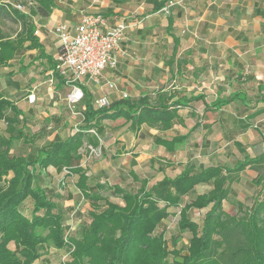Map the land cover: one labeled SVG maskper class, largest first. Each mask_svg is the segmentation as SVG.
<instances>
[{"label": "trees", "instance_id": "1", "mask_svg": "<svg viewBox=\"0 0 264 264\" xmlns=\"http://www.w3.org/2000/svg\"><path fill=\"white\" fill-rule=\"evenodd\" d=\"M36 1L41 16L54 7L53 0ZM169 1L172 0H161L156 10ZM4 18L21 25L13 39L5 37L0 28V67L9 70L6 73L9 80L27 72L22 57L32 49L38 51L36 55H27L30 63L44 58L47 67L42 66L43 73L49 69L53 77L62 79L56 72V61L39 48L29 16L0 3V22ZM241 76L238 74L237 79ZM240 95L244 94L236 89L230 99H221L212 107L219 109L234 100L242 101ZM172 99L170 95L166 102L162 99L153 105L144 97L96 108L84 95L79 130L64 138L54 135L48 140L43 136L42 145L37 146L24 133L23 111L0 90V118L6 126L4 132L0 130V264H39L43 250L49 248L63 250V256L68 253L64 262L61 257L60 264H264V198L260 197L264 192L263 154L254 157L246 154L231 167L195 168L189 164L179 174L164 175L155 182L153 177H140L130 171L131 183L127 187L100 183L97 176L87 173L88 151L83 153L82 148L85 141L91 148L99 146L100 136L88 133L98 121L124 118L130 121L133 131L141 125L168 129L174 108L184 103L182 98ZM259 101L264 102V95ZM5 111L12 115L7 117ZM46 127L42 128V134ZM15 140L25 145L24 154L11 151ZM184 140L185 137H175L167 143L156 138L172 150ZM135 164L133 160L132 165ZM251 165L262 169L251 181L258 192L240 216L229 215L223 210V202L239 174ZM49 167L54 170L48 172ZM50 175L56 178L52 179L51 187L44 186ZM66 178L71 179L75 190L89 204L88 221L80 226L77 235L70 237L64 212L56 203L59 199L56 191L61 192ZM202 185L210 188L189 203L184 202L187 194ZM104 191L114 198L103 195ZM25 209L29 215L24 213ZM172 210L179 215L178 230L190 232L186 244L177 246V239L171 237L168 241L164 232L158 231L164 220L175 213ZM195 212L201 214L198 221L193 220Z\"/></svg>", "mask_w": 264, "mask_h": 264}, {"label": "crops", "instance_id": "2", "mask_svg": "<svg viewBox=\"0 0 264 264\" xmlns=\"http://www.w3.org/2000/svg\"><path fill=\"white\" fill-rule=\"evenodd\" d=\"M160 1L53 0L54 7L46 16L37 13L38 4L33 8L34 12L26 14L34 25V37L39 48L46 57L53 60L59 49V41L54 34L57 24L63 23L68 28H73L82 15L95 14L101 15L104 20L105 24L100 28L102 32L120 21L125 24L123 37L113 53L116 67H107L98 84L82 81L84 95L93 105L102 97L107 98L109 106L121 100L136 101L144 97L155 105L162 99L166 102L170 95L173 96L172 100L182 98L184 102L174 108V117L168 129L141 125L138 130L133 131L130 121L126 122L124 118H105L97 122L92 129L94 133L88 130L89 134L100 136L99 147L96 148H99V152L102 148V154L99 161L85 166L87 173L92 177L97 176L100 183L127 187L131 183L130 171L147 178L148 171H152L155 175L151 179L155 182L164 175L172 177L179 174L189 164H194L195 168L201 165H218L212 162L218 156L217 150L208 153L210 134L216 130H232L233 135L237 136L231 139L225 137L226 145L233 144L241 153L245 152L246 146L253 144L246 139L247 136L255 140L258 136L261 142L256 144H264V102L259 101L264 95V0H172L156 10ZM169 3L172 6L167 13L163 12L162 9ZM37 51L38 49H32L25 52L22 59L28 70L25 74L15 75L25 78V85H29L28 89L20 87L13 94L19 96L23 93L24 96L18 102L25 100V108L17 106V100L13 102L8 99L23 111L24 116V111L29 116L41 114L37 117L43 123L41 129L47 126V130H51L47 119L51 122L57 119L52 125L55 128H59V121L62 119L56 113L42 112L45 108L37 113L35 108L27 106L35 100V86H32L34 76H29L28 73L39 75L40 85L49 82L55 85L54 93H48V106H59L60 92L65 93L66 98L70 87L63 79L51 77V70L43 73V67H47L44 58L30 63L32 60L27 55H36ZM238 74L242 75L239 80ZM109 84L113 87L109 88ZM236 89L244 94L243 97L240 95L242 101L234 100L219 109L212 107L213 103L221 99H230L231 93ZM124 94L126 98L122 97ZM236 103L237 110L230 111L231 105ZM76 110L83 112L82 103L77 104ZM75 117L78 121L70 125V130L76 124L82 125L80 116ZM228 120L233 122L230 129L225 128L224 121ZM47 130L44 136L48 140H52L54 135L62 137L56 131ZM219 136L220 139L223 138L222 135ZM175 137H185V140L173 150L156 141L158 138L168 143ZM109 152L110 161L107 162ZM133 160L136 163L134 166ZM164 167H170V173ZM257 170L256 165H251L243 171L248 174L253 171L249 179L244 181L242 176L238 178L247 184L251 192L244 195L248 200L258 192L251 184L257 177ZM54 176L50 175L44 186L51 187L52 179L56 178ZM208 188L209 185L196 186L187 194L189 197L194 195L190 201ZM56 193L59 195L56 203L68 214L75 207L74 186ZM86 203L89 210L88 202L85 201L82 206L87 207ZM223 210L225 211L224 208ZM225 212L229 214L228 211ZM197 213L194 215L200 217L201 214ZM67 224H70L69 221ZM75 226L77 227L76 224ZM77 230L79 232V228ZM63 254V250H43L38 263L53 264L54 259L60 262Z\"/></svg>", "mask_w": 264, "mask_h": 264}, {"label": "rangeland", "instance_id": "3", "mask_svg": "<svg viewBox=\"0 0 264 264\" xmlns=\"http://www.w3.org/2000/svg\"><path fill=\"white\" fill-rule=\"evenodd\" d=\"M0 3L2 5H6V6H10L13 9H15V5H21L24 6L26 9V14L28 12H34L33 8L36 7L37 1L36 0H0ZM22 13V12H21ZM28 15V14H27ZM31 21V20H30ZM0 28L2 30V33L5 37H9L11 39H13L15 37V35L17 33L20 32L21 30V25L19 22H15L13 19L11 18H4L3 20H1L0 22ZM9 70L6 68H2L0 67V89H2V91L4 92L5 97L10 98L13 102H18L19 97L16 95H13L15 93L16 90H20L19 88L21 87V89H28L29 85L26 86V80L25 78H23L22 76H14L12 77L10 80L7 76V72ZM28 75H33L34 76V80L35 82L32 83V86H35L34 88V97L35 100L32 102H30V104L28 103L27 106L31 107V108H35L37 113H41L42 109L45 108L44 111H50L51 113H56V115H58L62 120L59 121L60 122V126L59 128H55L52 125H54V123L57 121V119L55 120V122H51L50 120L47 119L48 125H50L51 130H47V131H51L54 132L56 131L57 133H59L62 137L67 136L70 133H73V130H70V125L77 122L78 119L77 117L73 116L68 108L66 103V100L63 98H65V93H61L60 92V99L58 101V103H60L59 106H48L47 104V98H48V93L50 91L51 94L54 93L55 89L54 86L52 85V83H46V84H42L40 85L39 83H41V79L39 78V75L37 74H30L28 73ZM37 78V79H35ZM40 79V80H39ZM17 86L15 85L16 83ZM28 82V81H27ZM20 85V86H18ZM32 89V88H30ZM25 93H27L25 91ZM17 99H15V97ZM31 99H33L31 97ZM25 100L21 101L20 103L18 102L17 106H19L20 108L24 109L26 106V103L24 102ZM44 101V103L42 104L41 102ZM27 102V100H26ZM41 103V104H40ZM236 104L231 105L230 111H235L237 110L236 108ZM58 107V108H57ZM26 113L25 116V128H24V133H26L27 135L31 136V138L34 140V144L35 145H41L42 138L43 136L46 134H42V125L43 123L41 122L40 118H37L39 115H28L27 111H24ZM47 113V112H46ZM49 113V112H48ZM5 115L7 117H10L12 114L10 111H5ZM225 123V128H229L232 126L233 122L231 120L228 121H224ZM6 128L5 126V121L3 119L0 118V130L1 132H4V129ZM230 130L224 131V132H220V130H216L214 132H212V134H210L209 137V142H210V147L208 148V153H211L213 151L217 150V158L213 159L212 162L215 164H218L222 167H231L233 162L236 159H240L242 158L245 154H249V155H258V154H264V144H256V143H260V138L257 136V140L253 139L250 136H247L246 139H248L250 142H253V144L251 146H246L245 148V152L241 153L237 151V148L229 143L228 145H226L227 143V138L231 139V138H235L237 135H233L232 130L230 131V133L228 132ZM228 132V134H227ZM227 136H226V135ZM222 135L223 138L220 139V136ZM227 137V138H225ZM255 142V143H254ZM264 143V142H263ZM226 145V146H225ZM225 146V147H223ZM99 147V146H98ZM223 147V148H222ZM11 151L16 154V155H21L25 153V145L21 142V141H13L12 145H11ZM86 151H88L87 153V163H85L86 165H90L92 162L95 161H99L101 158V153L99 152V148H92L87 146L86 141L83 144V148H82V152L86 153ZM106 161L109 162L110 161V152L109 155L106 157ZM162 165L164 166V163H162ZM167 167H164V169H166ZM49 170L52 171V168H49ZM48 170V171H49ZM168 173H170L171 169L170 167L167 168ZM250 171V170H249ZM262 172V169L259 167L258 171ZM251 174H253V171H251ZM251 174L248 173H244L242 172L241 174H239V177L242 176L244 181H247V179H249V175L251 176ZM155 175V174H154ZM153 172H149L147 176L148 177H154ZM159 177V176H158ZM46 182V181H45ZM64 186L62 187V190H60L61 192L68 190L69 188L73 187L71 179L66 178L64 180ZM257 191V189H256ZM264 191V190H263ZM249 192L248 190V186L245 182H241L239 180H235L231 186V192L229 193L228 198L223 202V208L225 209V211L229 212V215H234L237 214V216H240L241 212L243 211L244 207H246V204H249V200L245 197L244 195H246V193ZM76 195V196H75ZM103 195L105 196H109V192L108 191H104ZM194 196V195H193ZM192 196V197H193ZM111 199H113V196H109ZM189 196L186 195L184 199V202H189L190 199L192 198L191 196L188 198ZM263 197V193H261V196ZM74 198V206L77 209V213L74 215L73 218V226H72V230L69 232V237L72 235L74 236L75 233L78 232V228L80 229V226H82L83 224H85L88 220H87V214L86 211L88 210V205L87 207L83 208V203L85 204V201L81 198L80 194L75 190V194L73 196ZM83 202V203H82ZM238 205L240 207H238ZM75 208H73L70 212H72ZM82 209H84L82 211ZM175 213H171V215L164 220V224L161 225L158 228V231H163L164 232V236L166 238V240L170 241V238L173 237L175 239L178 240L177 246L181 244H186L188 238L190 237V232L188 231H184V232H180L177 228V222L179 220V215L177 210H172ZM69 211L67 212L68 214L65 213L64 211V221L65 223L69 221L70 223V213ZM26 215H29V211L25 209L24 212ZM198 214V213H197ZM194 215V213H193ZM193 220L194 221H198L199 220V216H193ZM75 224L77 225V227L75 226ZM70 225V224H69ZM10 248H13L12 245H10ZM57 259L53 260V264L56 263H60V262H56Z\"/></svg>", "mask_w": 264, "mask_h": 264}, {"label": "built area", "instance_id": "4", "mask_svg": "<svg viewBox=\"0 0 264 264\" xmlns=\"http://www.w3.org/2000/svg\"><path fill=\"white\" fill-rule=\"evenodd\" d=\"M171 6L172 3H169L162 9L163 12L167 13ZM14 7L24 14L27 12L24 6L15 5ZM104 24L101 15L95 14L82 15L73 28H68L63 23L54 27V34L58 38L60 48L55 58V68L58 76L70 87L65 100L67 108L73 116H82V113L76 110L77 104L81 103L84 98L82 81L98 84L107 67H116L113 53L118 49L119 42L123 37L125 24L120 21L102 32L100 28ZM50 76L53 77L52 71ZM108 87L112 88L113 85L109 84ZM122 97L126 98V95L124 94ZM94 105L96 108H103L108 107L109 102L106 97H102L97 99ZM78 127L76 124L73 132L78 131ZM89 132L93 131L89 130ZM77 192L80 194L79 191ZM77 209L75 208L70 214L69 232L73 229V218ZM67 254L65 253L62 257L63 262L68 256Z\"/></svg>", "mask_w": 264, "mask_h": 264}]
</instances>
